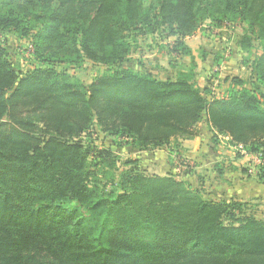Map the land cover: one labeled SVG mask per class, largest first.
<instances>
[{
  "label": "trees",
  "instance_id": "trees-1",
  "mask_svg": "<svg viewBox=\"0 0 264 264\" xmlns=\"http://www.w3.org/2000/svg\"><path fill=\"white\" fill-rule=\"evenodd\" d=\"M205 23L241 28L242 51L259 44L255 88L231 78L225 98L208 100L184 71L159 79L129 66L132 34L166 32L188 55L182 40ZM5 30L30 37L42 67L17 72L0 44V264H264V221L245 203L141 174L136 160L114 178L112 152L81 141L98 127L143 152L205 124L256 157L264 183V0H0ZM64 59L105 71L81 87L49 67Z\"/></svg>",
  "mask_w": 264,
  "mask_h": 264
},
{
  "label": "rangeland",
  "instance_id": "rangeland-1",
  "mask_svg": "<svg viewBox=\"0 0 264 264\" xmlns=\"http://www.w3.org/2000/svg\"><path fill=\"white\" fill-rule=\"evenodd\" d=\"M241 30V28L235 26L215 29L209 23H205L192 36L182 40L183 46L189 52L188 55L173 51L176 48L175 38L167 36L166 32L147 33L143 36L132 34L129 38L132 50L128 63L129 66L140 71L145 70L159 79L175 78L180 71H184L189 77L193 78L192 80L201 91L207 89L210 92L206 96L208 100L222 99L226 97L230 90L231 78L241 79L247 87L255 88L249 67L251 61L259 54L260 46L258 43L253 42L252 49L242 51L238 44L242 35ZM30 41V37L21 38L10 30L0 33V44L8 53L13 68L21 74L33 68L42 67L39 62L32 59ZM179 51H182V48ZM49 67L53 68L58 74H65L73 84L81 87H87L97 75L105 71L104 67L87 60L74 63L72 66L69 61L64 59L53 62ZM257 90L260 94H264L262 88ZM262 105L264 107V99ZM197 128L199 131L204 132L207 136L206 140L208 138L209 142H213L212 145L221 146V143L228 145L227 139L222 136H218L217 140L211 139L205 124H199ZM88 134L81 140L82 142H90V144L112 152L116 163L110 173L113 174L114 178L131 168V165L126 164V162L136 160L137 171L141 174L147 176L171 175L188 188L200 192L203 197L212 196L218 200V198L226 195L224 191H226L225 187L227 185L213 182L212 176L208 174L199 171L193 173L195 167L192 166V160L185 157L186 154L184 156L181 154L175 155L171 159L166 157L167 151L165 150L167 149L172 152L182 151L178 141L171 142L169 146L163 148L164 151L162 152H156L152 149L140 152L131 149L112 136L101 133L98 127L90 129ZM237 150L242 151L241 148H237ZM190 151L192 150L189 149L188 152ZM97 164V161H90L89 167L97 174L98 184L103 187L107 186L111 182L106 176L107 170L100 169ZM178 166L183 171L177 172L175 168ZM248 168L252 173L255 170L254 167ZM112 188L107 187L106 189L111 190ZM242 202L246 204L245 214L264 221V203L262 205L256 202Z\"/></svg>",
  "mask_w": 264,
  "mask_h": 264
},
{
  "label": "crops",
  "instance_id": "crops-1",
  "mask_svg": "<svg viewBox=\"0 0 264 264\" xmlns=\"http://www.w3.org/2000/svg\"><path fill=\"white\" fill-rule=\"evenodd\" d=\"M208 135L211 137L210 133ZM206 137L201 130L197 137L191 140L179 141L182 151L172 152L169 149L165 150L167 151L166 157L171 159L175 155L181 154L184 156L186 154L187 156L185 157L191 159L192 166L195 167L193 173L194 171H199L208 174L212 176L213 182L227 185L225 187L226 191H224L226 194L224 198H234L241 202L249 201L263 205L264 183H261L256 176V157L246 155L243 151H238L225 143H221V146H214L212 142L208 141V138L206 140ZM187 149L192 151L188 152ZM162 151L164 150L156 149V152ZM248 167H254L253 173ZM175 169H177V172L183 171L180 170V166ZM181 169L183 168L181 167ZM218 170L220 171L219 174Z\"/></svg>",
  "mask_w": 264,
  "mask_h": 264
},
{
  "label": "built area",
  "instance_id": "built-area-1",
  "mask_svg": "<svg viewBox=\"0 0 264 264\" xmlns=\"http://www.w3.org/2000/svg\"><path fill=\"white\" fill-rule=\"evenodd\" d=\"M258 164H259V160H257ZM263 164H264V161H263Z\"/></svg>",
  "mask_w": 264,
  "mask_h": 264
}]
</instances>
